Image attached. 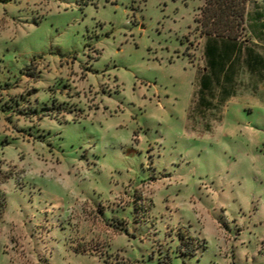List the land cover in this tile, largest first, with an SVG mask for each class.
Segmentation results:
<instances>
[{"label": "rangeland", "instance_id": "obj_1", "mask_svg": "<svg viewBox=\"0 0 264 264\" xmlns=\"http://www.w3.org/2000/svg\"><path fill=\"white\" fill-rule=\"evenodd\" d=\"M0 264H264V0H0Z\"/></svg>", "mask_w": 264, "mask_h": 264}, {"label": "trees", "instance_id": "obj_2", "mask_svg": "<svg viewBox=\"0 0 264 264\" xmlns=\"http://www.w3.org/2000/svg\"><path fill=\"white\" fill-rule=\"evenodd\" d=\"M236 41V40H235ZM232 42L233 44H231L233 47L232 50L237 47V42ZM215 49L214 47H210V46H207V55L209 56V63L212 67V69L214 70V68H216L219 63H218V60L216 59V56L218 55V57H220L221 59H225L226 56H225V53L223 52H215ZM233 52V51H232ZM217 53V54H216ZM228 57V56H227ZM223 68V67H222ZM202 88H208V85L204 82V80H202Z\"/></svg>", "mask_w": 264, "mask_h": 264}]
</instances>
